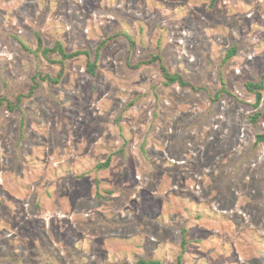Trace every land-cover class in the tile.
Listing matches in <instances>:
<instances>
[{"label": "rangeland", "instance_id": "obj_1", "mask_svg": "<svg viewBox=\"0 0 264 264\" xmlns=\"http://www.w3.org/2000/svg\"><path fill=\"white\" fill-rule=\"evenodd\" d=\"M248 81L264 0H0V264H264Z\"/></svg>", "mask_w": 264, "mask_h": 264}, {"label": "trees", "instance_id": "obj_2", "mask_svg": "<svg viewBox=\"0 0 264 264\" xmlns=\"http://www.w3.org/2000/svg\"><path fill=\"white\" fill-rule=\"evenodd\" d=\"M103 43H104V41H102L100 46ZM130 43H131V41H130ZM131 45H132V43H131ZM98 48H99V46H98ZM36 50H38L40 52V54L42 55V57L45 60H48L49 62H50V59H48V55L50 53H56L59 56L60 61H52V62H58V63H60L61 66H60V70L58 71V73L56 74L55 77H50L48 75H42L40 72H36L34 74V76H32V78H31L32 84L29 88V94H31L32 91L38 86V81H46L48 83H57L61 77V74H62V61L67 60V59H71V58L79 56V55H84L86 58L85 71L90 75L95 74L96 62H95V60H90L89 54L86 50L66 52L59 42H55L51 47H42L39 38L37 39ZM234 52H235V49L233 47L226 50L225 59L230 58L234 54ZM159 60H160V58H159L158 54H155V55H152L149 60L137 63L136 65H134V68H138L142 64H150V63H153V62L159 61ZM160 70H161V73L163 75V78L165 79L166 84H177L178 86H181V87L188 86L191 89H194L189 83L184 81L183 78L179 74L168 72L162 65H160ZM244 85H245V89L248 92H250L251 94H253L254 99H255V102L253 104V108L256 109L258 104H259V101H260V94L259 93L261 90L264 89L263 85L261 82L255 83V82H249V81L245 82ZM19 100H20V96H17L14 106H17ZM6 106H8L9 109H11L10 103L8 101H6ZM259 116H260V113L258 111H255L253 113V115L250 117L251 122H255ZM254 139H255V144L264 145V133L256 134ZM107 166H108V161H105V162L97 165L96 167L98 169H101V168H105ZM183 232L184 231H182V233ZM184 244H185V239H184V237H182L181 246H184ZM179 258L180 257L176 258L177 259L176 264H180ZM134 264H161V263H160V261L155 260V259L154 260L153 259H147V260L138 259Z\"/></svg>", "mask_w": 264, "mask_h": 264}]
</instances>
